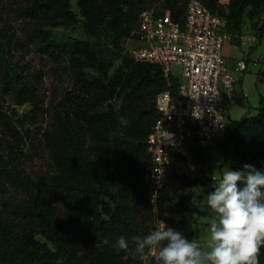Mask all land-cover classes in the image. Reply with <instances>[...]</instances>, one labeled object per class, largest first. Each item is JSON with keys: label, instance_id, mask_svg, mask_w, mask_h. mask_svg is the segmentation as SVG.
<instances>
[{"label": "trees", "instance_id": "16d2710c", "mask_svg": "<svg viewBox=\"0 0 264 264\" xmlns=\"http://www.w3.org/2000/svg\"><path fill=\"white\" fill-rule=\"evenodd\" d=\"M19 1L28 46L49 56L59 73H68L70 86L53 102L48 126L39 123L40 105L17 114L0 99V125L20 142L8 145L7 157L0 144V264H156L152 254L139 260L131 243L129 251L119 252L111 244L120 236L131 241L147 235L158 220L194 240L193 187L200 181L174 170L151 203L149 135L160 115L157 96L169 91L178 97L182 78L123 53L122 42L136 40L147 9L169 10L184 23L188 0H77L88 38L72 41L52 31L76 23L71 0ZM202 1L227 16L230 32L243 33L248 19L259 39L264 37V0ZM100 39L108 54L96 45ZM6 72L18 103H26V91L35 88L33 78L40 80L41 73L17 86L16 70ZM225 141L234 152L225 157L231 169L251 164L264 170V95L256 114L232 120ZM192 153L200 155L199 148ZM34 157L46 169L29 171ZM13 190L25 196L17 198ZM104 238L109 245L101 243ZM259 259L264 264V248Z\"/></svg>", "mask_w": 264, "mask_h": 264}, {"label": "built area", "instance_id": "2783aa9c", "mask_svg": "<svg viewBox=\"0 0 264 264\" xmlns=\"http://www.w3.org/2000/svg\"><path fill=\"white\" fill-rule=\"evenodd\" d=\"M136 34L134 56L159 63L167 76L177 74L178 66L183 78L178 97L169 91L157 96L160 115L149 135L153 166L147 177L155 205L179 165L197 169L192 150L227 139L232 123L228 104L237 96L234 70L245 72L248 60H237L234 69L224 47L254 41L258 35L230 32L227 16L213 12L202 0H188L184 23L169 10H144Z\"/></svg>", "mask_w": 264, "mask_h": 264}, {"label": "rangeland", "instance_id": "374dc122", "mask_svg": "<svg viewBox=\"0 0 264 264\" xmlns=\"http://www.w3.org/2000/svg\"><path fill=\"white\" fill-rule=\"evenodd\" d=\"M228 1L220 0L221 3ZM71 2L78 17L76 23L69 27H52V31L60 40L87 39L82 16L77 7V0H71ZM19 4V0H7L0 4V99L4 109L11 110L14 108L12 113L17 114L26 113L35 103L40 105L39 123L42 126H48L51 121L53 102L66 86H70V76L65 71L59 73L52 59L40 52L37 47L28 46L27 23L19 14ZM245 23L243 33L246 35L254 34L255 30L248 19ZM1 40H6V43L2 45ZM96 45L103 54H108L107 44L102 39L96 40ZM122 45L123 53L133 55L138 42L132 38H125ZM224 54L235 63L241 58L248 60V69L245 72H238L240 78L236 85L237 96L228 104L232 120L241 119L245 115L256 114L260 105V96L264 95V79L262 78L264 75V37L262 39L257 37L256 40H249L247 43L231 44L229 49L224 50ZM9 68L15 69L18 73L15 81L17 86H21L25 79H32L35 73H41L42 78L40 80L33 78L35 88L26 91L25 95L29 100L24 104L18 103L16 92L9 82L6 72ZM174 72L181 76L178 66L174 67ZM11 142L20 144L10 127L1 124L0 144L6 157L9 155L10 147L8 145ZM199 152L200 155H192V162L195 163L196 170H191L189 166L183 164L179 165L176 170L189 174L200 181L193 187L192 209H194L197 217L195 240L203 242L207 238L209 228L205 218L213 215L207 206V195L215 189L222 172L230 169L225 157L232 158L234 152L231 143L222 140H218L214 147H199ZM43 161L37 157L28 160V170L42 171L46 169ZM12 192L17 198L25 196V192L21 190H13Z\"/></svg>", "mask_w": 264, "mask_h": 264}, {"label": "clouds", "instance_id": "9594fccd", "mask_svg": "<svg viewBox=\"0 0 264 264\" xmlns=\"http://www.w3.org/2000/svg\"><path fill=\"white\" fill-rule=\"evenodd\" d=\"M213 213L203 241L189 240L161 220L156 230L129 241L120 236L111 247L129 251L146 261L149 254L156 264H260L264 248V170L251 164L222 172L215 189L207 195ZM101 243L109 245L104 238Z\"/></svg>", "mask_w": 264, "mask_h": 264}, {"label": "crops", "instance_id": "0c3cea01", "mask_svg": "<svg viewBox=\"0 0 264 264\" xmlns=\"http://www.w3.org/2000/svg\"><path fill=\"white\" fill-rule=\"evenodd\" d=\"M226 3H228V2H226ZM231 46V44H227V45H225V49L227 48V49H229V47ZM224 49V50H225ZM225 55V54H224ZM226 59H227V61H228V63L235 69V67H236V63L235 62H233V61H230L229 59H228V57L226 56ZM234 72H235V74H236V76H237V79H239L240 78V76L238 75V71H236V70H234Z\"/></svg>", "mask_w": 264, "mask_h": 264}]
</instances>
